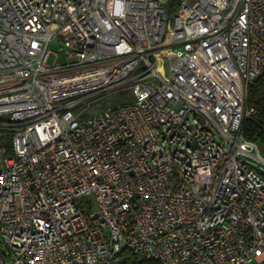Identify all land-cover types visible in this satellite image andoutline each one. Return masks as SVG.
<instances>
[{
    "label": "built area",
    "instance_id": "built-area-1",
    "mask_svg": "<svg viewBox=\"0 0 264 264\" xmlns=\"http://www.w3.org/2000/svg\"><path fill=\"white\" fill-rule=\"evenodd\" d=\"M167 1L0 0V264H264V0Z\"/></svg>",
    "mask_w": 264,
    "mask_h": 264
},
{
    "label": "trees",
    "instance_id": "trees-1",
    "mask_svg": "<svg viewBox=\"0 0 264 264\" xmlns=\"http://www.w3.org/2000/svg\"><path fill=\"white\" fill-rule=\"evenodd\" d=\"M181 0H168L166 10L173 13ZM246 106H252L254 112L245 117L241 123V131L244 136L256 143L259 149L264 150V73L257 77L248 86ZM113 264H161L154 258H139L129 249L118 252Z\"/></svg>",
    "mask_w": 264,
    "mask_h": 264
},
{
    "label": "rangeland",
    "instance_id": "rangeland-1",
    "mask_svg": "<svg viewBox=\"0 0 264 264\" xmlns=\"http://www.w3.org/2000/svg\"><path fill=\"white\" fill-rule=\"evenodd\" d=\"M62 43L57 39H53L49 44V53L46 59L47 64H59L65 63L67 57L64 51L60 50V45ZM131 100L130 93L126 89L117 90L111 92L110 94L101 96L93 101L90 108L87 110L86 115H89L95 111H98L104 107L110 106L112 104L125 102ZM260 150V153L264 155V150ZM264 166V165H262Z\"/></svg>",
    "mask_w": 264,
    "mask_h": 264
}]
</instances>
